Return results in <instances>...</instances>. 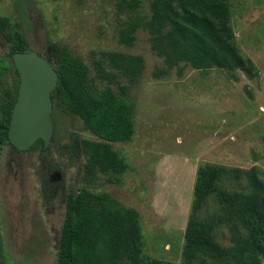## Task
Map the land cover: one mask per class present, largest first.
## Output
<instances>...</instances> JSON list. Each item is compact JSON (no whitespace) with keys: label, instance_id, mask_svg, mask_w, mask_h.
<instances>
[{"label":"rangeland","instance_id":"obj_1","mask_svg":"<svg viewBox=\"0 0 264 264\" xmlns=\"http://www.w3.org/2000/svg\"><path fill=\"white\" fill-rule=\"evenodd\" d=\"M118 1L0 0V17L8 18L10 31L26 37L29 49L53 62L48 42L69 47L89 66L94 86L111 87L129 102L135 122L130 140L111 143L128 164L122 172H104L91 163L88 143L100 139L78 115L67 113L55 101V129L48 147L39 144L20 151L10 143L2 146L3 264H57L67 198L83 189L109 192L121 204L140 211L144 259L185 264V231L198 167L205 163L257 166L264 177V0H229L237 43L259 71L254 78L239 69L190 66L182 73L173 69L156 77L155 72L166 66L152 49L149 31L139 28L133 45L120 41V29L131 17L150 16L152 0H140L133 11L119 10ZM8 46L0 36V66ZM113 51L141 55L145 68L140 76L130 79L121 74L107 56ZM99 66L109 75L100 76ZM7 78L12 79L9 83L13 85L8 86L12 89L18 81L13 66L7 75L0 70V107L5 104ZM54 174L56 180L47 186V200L43 178ZM224 187L239 188L232 181ZM222 212L215 192L197 215L208 220ZM230 236L228 224H221L213 240L227 247L232 243ZM206 264L229 262L207 259Z\"/></svg>","mask_w":264,"mask_h":264},{"label":"trees","instance_id":"obj_2","mask_svg":"<svg viewBox=\"0 0 264 264\" xmlns=\"http://www.w3.org/2000/svg\"><path fill=\"white\" fill-rule=\"evenodd\" d=\"M121 11L136 10L140 0H119ZM151 14L133 16L120 29V41L133 45L139 28L150 33L152 49L163 58L165 68L156 77L185 67L242 70L249 78L259 74L255 62L239 47L231 24L229 0H152ZM8 18L0 17V30L14 39L10 53L30 50L19 32L5 31ZM18 44L22 46L18 48ZM47 50L57 69L59 81L52 97L67 113L78 115L85 127L100 141L92 146L91 163L101 171H124L128 164L119 158L112 142L130 140L135 122L129 102L114 89H98L90 81V69L67 46L48 42ZM111 64L123 75L136 79L145 68L141 55L107 53ZM17 84L5 90V104L0 107V150L10 143L8 136L12 111L18 97ZM98 73L109 75L99 66ZM44 145L38 139L33 147ZM227 181L239 188L224 187ZM44 176L45 196L50 199ZM218 193L221 215L204 220L197 212L212 193ZM141 213L125 206L109 192L93 193L83 189L67 198L66 215L61 228L57 264H172L157 259L146 260L141 246ZM228 224L231 245L223 247L213 240L214 231ZM185 264H206L207 259H227L229 264H264V177L257 166L228 167L205 163L197 169L194 199L185 231Z\"/></svg>","mask_w":264,"mask_h":264},{"label":"water","instance_id":"obj_3","mask_svg":"<svg viewBox=\"0 0 264 264\" xmlns=\"http://www.w3.org/2000/svg\"><path fill=\"white\" fill-rule=\"evenodd\" d=\"M13 60L20 85L8 131L10 142L21 150L31 148L38 139L48 146L55 129L52 94L59 81L57 69L37 50L16 52ZM0 264H3L1 245Z\"/></svg>","mask_w":264,"mask_h":264},{"label":"flooded vegetation","instance_id":"obj_4","mask_svg":"<svg viewBox=\"0 0 264 264\" xmlns=\"http://www.w3.org/2000/svg\"><path fill=\"white\" fill-rule=\"evenodd\" d=\"M10 23H9V21H8V23H7V26L5 27V31L6 32H8L9 34H13L14 32L13 31H10ZM0 36H2L5 40H6V42L7 43H9V46H8V51H7V53H6V58H5V60H3V61H1V66H0V68H2V69H0L2 72H5L6 73V75L7 74H9L10 73V68L13 66V68L15 67V64H14V60H13V55H14V53H16V52H24V51H20V50H18V51H16V52H14L13 54H11V56H10V53L13 51V48H14V39L12 38V36H10V37H8V34L6 33H4L3 31H1L0 30ZM24 36V35H23ZM25 37V36H24ZM26 38V37H25ZM26 43L28 44V42H27V39H26ZM18 48H21L22 46H20L19 44H18V46H17ZM30 50H36V49H30ZM30 50H28V51H30ZM38 51V50H37ZM39 52V51H38ZM40 53V52H39ZM40 54H42V53H40ZM8 60H10L11 61V63H12V66L9 64V62H8ZM16 68V67H15ZM17 69V68H16ZM4 70V71H3ZM15 70V69H14ZM19 73V72H18ZM7 79H9V81L7 80ZM6 79V86H7V90H9L8 89V86H9V84L10 85H13V84H11V83H9L10 81H12V79L11 78H7ZM7 81H8V83H7ZM3 83V82H2ZM19 85H20V75H19ZM18 91H19V89H18ZM16 103V102H15ZM12 145V144H11ZM13 146V145H12ZM33 146H34V144H33ZM33 146L31 147V148H29V149H26V150H21V149H18V148H16L15 146H13L14 148H16L17 150H20V151H27V150H30V149H32L33 148ZM43 147L44 148H46V147H48V146H45V143H44V145H43ZM57 175V174H56ZM56 175L54 174L51 178H49V180H50V183L52 184V183H54V181L56 180L55 178H56ZM58 175H59V172H58Z\"/></svg>","mask_w":264,"mask_h":264}]
</instances>
